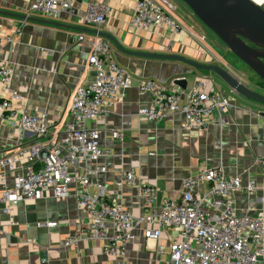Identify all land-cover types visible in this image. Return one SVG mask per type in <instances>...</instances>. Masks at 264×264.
<instances>
[{
    "label": "crops",
    "instance_id": "crops-1",
    "mask_svg": "<svg viewBox=\"0 0 264 264\" xmlns=\"http://www.w3.org/2000/svg\"><path fill=\"white\" fill-rule=\"evenodd\" d=\"M29 1L0 0V11L24 16ZM152 1L180 26L179 33L132 28L133 0H65L67 8L60 18L49 21L106 33L131 53L174 54L221 66L252 91L264 95V86L250 84L231 68L226 59L229 50L217 54L215 43L185 4L180 0ZM92 4L106 9V22L100 27L84 26L78 20ZM95 37L93 33L0 15V38L4 41L0 59L12 70L11 87L22 96L29 111L47 114L59 136L69 122L75 88L94 80L87 60ZM103 40L110 45L113 61L133 82L122 91L118 102L105 106L100 119L87 122L89 128L100 131V144L111 152L98 159L104 166V172L94 180L100 184V192L109 194L137 218L143 211L144 186L156 189L159 202L178 200L185 180L201 170L220 168L227 176L242 179L243 188L235 194L236 210L250 216L261 214L264 219V105L232 93L214 74L178 62L125 55L111 41ZM197 78L208 80L210 89L224 92L232 103L224 113L213 112L205 128L185 130L180 114L163 120L137 115L138 108L150 102L149 96L138 91L139 82L151 79L177 89L174 81L187 80L189 87ZM36 139L32 132L18 133L0 122V155ZM129 170L134 180L125 183L122 174ZM247 180L255 184L251 195L244 187ZM207 190V185H201L196 193L203 195ZM77 191L76 184H70L66 198L45 191L13 208L10 215L0 214V264H171L169 246L174 234L162 230L157 240H146L144 230H156L154 225L137 228L123 255L113 256L106 251L104 241L86 237L81 238L77 250L65 247L66 238L76 233L77 223L85 217L78 207ZM4 207L0 203V210ZM47 222L57 226H40ZM259 245L264 260V236Z\"/></svg>",
    "mask_w": 264,
    "mask_h": 264
},
{
    "label": "built area",
    "instance_id": "built-area-1",
    "mask_svg": "<svg viewBox=\"0 0 264 264\" xmlns=\"http://www.w3.org/2000/svg\"><path fill=\"white\" fill-rule=\"evenodd\" d=\"M261 1L260 7L264 5ZM66 8L65 0H30L26 15L57 20ZM106 18V9L92 4L78 20L84 26L100 27ZM130 25L137 30L180 32V26L152 0H133ZM3 49L0 38V54ZM87 64L94 71V80L75 88L69 122L59 136L45 112L29 111L22 96L11 87V68L0 59V122L38 138L0 155V203L5 204L0 214L10 215L13 208L45 191L66 198L70 184H76L78 207L85 217L77 223L76 233L66 238L65 247L77 250L81 238L86 237L104 241L106 251L113 256L123 255L137 228L154 225L156 230H144L146 240H157L162 230L174 234L169 246L171 264H264L259 245L264 236L263 217L238 212L235 207V194L243 188L239 176H227L220 168L201 170L185 180L180 199L161 202L154 187L144 186L143 211L137 218L109 194L100 192L101 186L94 180L104 172V166L98 159L111 152L100 144V131L89 128L87 122L100 119L105 106L118 102L133 79L113 61L109 43L97 36ZM208 82L197 78L191 86L175 89L151 79L141 81L138 91L149 96L150 102L138 108L137 115L163 120L180 114L185 130L203 129L213 112L224 113L232 106L228 96L210 89ZM42 152L48 154L44 159L40 157ZM133 180L131 170L122 174L123 182ZM201 185H207L208 190L198 195ZM244 187L249 195L253 194L254 181L247 180ZM40 226L51 229L57 224Z\"/></svg>",
    "mask_w": 264,
    "mask_h": 264
},
{
    "label": "water",
    "instance_id": "water-1",
    "mask_svg": "<svg viewBox=\"0 0 264 264\" xmlns=\"http://www.w3.org/2000/svg\"><path fill=\"white\" fill-rule=\"evenodd\" d=\"M193 15L210 30L249 71L244 78L255 86L264 84V9L252 0H180ZM0 15L35 22L49 26L93 33L95 36L111 41L123 54L139 58L178 62L193 70L214 74L232 93L251 102L264 105V95L252 91L225 68L193 61L174 54L131 53L123 48L111 35L106 33L71 27L45 19L1 12ZM242 76V75H241ZM243 77V76H242ZM177 88L185 89L187 80H176ZM46 152L40 154L47 157Z\"/></svg>",
    "mask_w": 264,
    "mask_h": 264
},
{
    "label": "rangeland",
    "instance_id": "rangeland-1",
    "mask_svg": "<svg viewBox=\"0 0 264 264\" xmlns=\"http://www.w3.org/2000/svg\"><path fill=\"white\" fill-rule=\"evenodd\" d=\"M256 4L261 5V2H256ZM262 9H264V5L261 7ZM196 18V17H195ZM197 19V18H196ZM198 20V19H197ZM199 21V20H198ZM200 22V21H199ZM200 24L203 26V30L206 34V36L212 40L213 46H215V49L217 50V54L220 53H224V51L228 50L227 47L210 31L208 30L201 22ZM220 50V52L218 51ZM229 58L226 57V59L229 61L231 68L234 70H237V72L242 75L244 77V75H247L248 73H250V71L234 56L231 55L230 51H229ZM224 57V55H223ZM234 65V66H233ZM204 72V71H203ZM233 75V74H232ZM235 75V74H234ZM233 75V76H234ZM235 77V76H234ZM250 85V84H249ZM248 87V86H247Z\"/></svg>",
    "mask_w": 264,
    "mask_h": 264
},
{
    "label": "bare ground",
    "instance_id": "bare-ground-1",
    "mask_svg": "<svg viewBox=\"0 0 264 264\" xmlns=\"http://www.w3.org/2000/svg\"><path fill=\"white\" fill-rule=\"evenodd\" d=\"M261 5H262V1H261Z\"/></svg>",
    "mask_w": 264,
    "mask_h": 264
},
{
    "label": "trees",
    "instance_id": "trees-1",
    "mask_svg": "<svg viewBox=\"0 0 264 264\" xmlns=\"http://www.w3.org/2000/svg\"><path fill=\"white\" fill-rule=\"evenodd\" d=\"M262 86H264V84H262Z\"/></svg>",
    "mask_w": 264,
    "mask_h": 264
}]
</instances>
